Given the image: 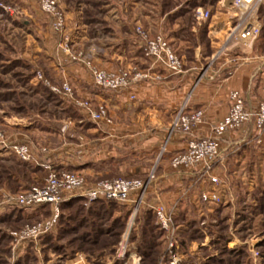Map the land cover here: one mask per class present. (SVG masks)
I'll return each instance as SVG.
<instances>
[{
	"label": "rangeland",
	"instance_id": "rangeland-1",
	"mask_svg": "<svg viewBox=\"0 0 264 264\" xmlns=\"http://www.w3.org/2000/svg\"><path fill=\"white\" fill-rule=\"evenodd\" d=\"M46 1L62 14L60 31L56 18L44 11ZM234 1L0 0V264H264V158L250 152L251 146H264L254 137L252 124L242 129L248 136L239 145L247 148L232 160L223 183L213 189L205 185L198 193L191 185L175 202L166 203L149 193L158 187L160 162L167 159L175 169L173 158L187 150L169 156L164 138L152 163H146V156L126 154L110 161L108 174L70 168L82 158L81 150L75 154L70 146L86 138L100 149L103 137L87 138L86 130L116 120L109 105L77 97L72 83L59 75L77 65L93 82L91 69L108 71L99 61L109 53L124 59L108 72L165 70L147 57L144 34L180 38L189 57L201 49L209 57L205 67L225 59L232 65V55H244L251 45L230 37L238 18L258 19L257 40L264 32V2L247 12L235 8ZM200 9L209 13L202 26L197 25ZM211 24L213 42L199 30L207 31ZM218 41L219 46H209ZM175 51L184 72V59ZM102 110L106 116L95 120L92 114ZM179 112L171 122L172 133L181 132L173 130ZM61 123H66L63 130ZM5 144L26 146L32 160L21 162ZM58 150L64 159L58 158ZM65 173L84 179L80 193L116 180L142 181L146 190L138 202L129 203L78 193L59 207L56 223L46 230L56 206L24 208L20 198L43 187L52 174ZM163 207L171 214L167 229L157 217Z\"/></svg>",
	"mask_w": 264,
	"mask_h": 264
},
{
	"label": "crops",
	"instance_id": "crops-1",
	"mask_svg": "<svg viewBox=\"0 0 264 264\" xmlns=\"http://www.w3.org/2000/svg\"><path fill=\"white\" fill-rule=\"evenodd\" d=\"M199 30L200 33L203 31L208 39L214 38L211 36L215 31L212 24L209 25L207 31L205 28ZM166 36L184 59L186 68L182 74H172L160 69L152 72L154 80L143 83L133 90L120 93H105L97 89L88 72L77 65L67 66L62 74H59L72 83L77 97L91 98L97 104L109 105L116 120L115 124H100L99 127L93 125L92 130H86L87 138L103 137H101L100 149L95 148L92 139L86 138H81L76 143L77 145L70 146L73 153L76 154L78 150L82 152L81 161L73 162L70 165L71 169L82 170L83 173H90V175L99 174V172L108 174L111 173L108 167L110 161L115 162L118 158L122 159L126 154L146 156V163H152L159 142L163 138L168 144L169 156L182 153L188 149V144L192 139L213 137L214 126L219 124L229 112L230 94L233 91L244 93L249 109L257 108L258 104L263 101L264 32L255 43L248 46L244 55H232V65L225 59L217 65H208L209 67L203 65L209 57L204 55V58L201 49H197L189 57V52H185L187 51L185 47L183 49L180 46L185 43L184 41L174 35L167 34ZM215 45L219 46V41L209 46L215 47ZM123 59L122 54L109 53L103 61H99V64L104 69L112 71L122 63ZM182 109H185L187 113L198 110L205 112V122L191 135L181 132L172 133L171 122L175 114ZM247 134L246 130H242L239 133L225 135L222 149L226 159L209 174H204L203 164H200L194 171L183 173L173 169L167 159L161 161L156 183L158 187L149 193L155 195L154 199L166 198L164 199L166 203H173L182 190L191 185L197 186L195 189L197 193L205 185L210 189L217 188L223 183L222 179L228 176L227 172L232 166V160L238 156V152L242 151V147L245 148L239 143L245 140ZM251 148V154L264 158L263 147L262 149L251 146ZM61 150H58L57 155L59 159H64L59 156ZM60 163H63V160H60ZM211 177L217 178L219 185L212 183ZM147 195H149L148 192Z\"/></svg>",
	"mask_w": 264,
	"mask_h": 264
},
{
	"label": "built area",
	"instance_id": "built-area-1",
	"mask_svg": "<svg viewBox=\"0 0 264 264\" xmlns=\"http://www.w3.org/2000/svg\"><path fill=\"white\" fill-rule=\"evenodd\" d=\"M264 0H235L234 7L243 9L247 12L258 10ZM46 14L56 18L55 29L60 31L62 28V14L56 11L54 2L46 1L44 4ZM197 25L202 26L209 18V13L198 10ZM256 20L249 18H238L236 25L230 33L238 36V39L244 44H252L261 33V25ZM143 41L146 44V54L154 66L162 67L172 74H182L183 64L177 52L171 43L161 35L150 37L143 35ZM93 82L101 90L111 92H124L135 88L136 86L154 80L152 72L140 70L137 68L120 70L119 72H108L104 70L91 69ZM65 92L71 93V90L65 86ZM264 92V87H263ZM95 120L106 116V111L102 110L98 114H92ZM205 122V112L198 110L187 113L182 109L173 130L181 131L184 134L191 135L196 128ZM252 124L254 127V137L259 145L264 146V99L255 109H249L246 105V99L242 92L233 91L230 94V109L224 119L214 126L213 137L194 138L188 144V149L173 158L172 165L175 169L183 173L194 171L200 164L204 165V174L213 172L225 160L222 151V142L226 134L242 130L245 126ZM1 142V141H0ZM10 145V146H9ZM8 152L16 155L21 162H30L32 160L29 150L26 146L5 144ZM212 183H219L217 178L211 177ZM85 184L84 179L76 174H52L45 182L43 187H34L30 193L20 198V203L24 208H35L53 204L56 206L54 220L46 226V230L56 223L59 216V207L66 201L84 194L91 199H105L123 203L137 201L144 196L146 183L142 181L116 180L102 182L86 192L80 193ZM171 215V214H170ZM169 212L163 207L157 210L159 223L167 229L171 222Z\"/></svg>",
	"mask_w": 264,
	"mask_h": 264
},
{
	"label": "water",
	"instance_id": "water-1",
	"mask_svg": "<svg viewBox=\"0 0 264 264\" xmlns=\"http://www.w3.org/2000/svg\"><path fill=\"white\" fill-rule=\"evenodd\" d=\"M65 126H66V123H61L60 126H59L60 130H63L65 128Z\"/></svg>",
	"mask_w": 264,
	"mask_h": 264
},
{
	"label": "trees",
	"instance_id": "trees-1",
	"mask_svg": "<svg viewBox=\"0 0 264 264\" xmlns=\"http://www.w3.org/2000/svg\"><path fill=\"white\" fill-rule=\"evenodd\" d=\"M201 33L203 34V31Z\"/></svg>",
	"mask_w": 264,
	"mask_h": 264
}]
</instances>
